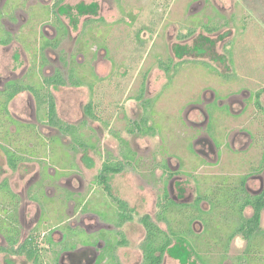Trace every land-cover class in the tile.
<instances>
[{
	"label": "rangeland",
	"instance_id": "obj_1",
	"mask_svg": "<svg viewBox=\"0 0 264 264\" xmlns=\"http://www.w3.org/2000/svg\"><path fill=\"white\" fill-rule=\"evenodd\" d=\"M62 9L63 12L56 10L57 20L55 15L47 19L48 12L43 8L40 13H34L46 17L37 30L29 27L38 25L35 18L29 17L26 24L27 17L22 14L20 25L9 28V32L20 33L15 37L19 42L0 46V82L15 78L31 80L35 73L42 78L57 72L62 74L68 85L52 88L59 118L66 124L79 126L84 141L88 143L89 139L95 145V149H82L75 156V175L80 180L71 184L67 181L70 177H66L64 181L68 185L57 183L54 187L60 190L55 193L57 198L67 195L64 192L68 190L77 203L83 199L80 196L85 200L96 188V175L108 157L119 160L126 151L119 138L137 153L138 162L124 173L112 176L111 193L108 190L106 193L109 198L114 195L127 200L137 221L149 215L167 230V224L158 219L168 202L165 191H169V200L187 206L194 205L199 196L210 195L216 200L222 175H228L231 184L233 181L238 184L243 176H248L251 190L260 189L264 179V0H65ZM57 33L60 39L58 43L53 41L56 46L45 47L46 38H55ZM102 42L105 49H98ZM73 63L78 64L77 77L84 81L81 87L72 86L69 79ZM161 63L170 66L169 73ZM260 91L262 109L257 107L253 96ZM215 97L220 99L223 109L215 114L219 121L211 127L206 109L202 114L191 110V105H203ZM147 100L156 101L153 108L144 106ZM89 104L93 105L98 123L87 116ZM42 109L40 114L47 115L48 106ZM34 110L28 93L11 105L15 117L31 118ZM152 110L155 114L148 126L157 128L149 132L150 136L136 128L131 134L128 129L133 128V123L140 121L144 125ZM24 131L23 125H17L15 135H27ZM56 133L61 136L59 131ZM63 140L64 144L71 143L70 139ZM27 143L34 144V140ZM40 143L43 146L40 154L48 158L50 165H57L61 171L70 169L71 149H66L58 139L40 138ZM26 147L37 151L35 147ZM35 170L34 164H28L14 174L7 169L0 153V178H9L16 191L25 190L26 181ZM81 185L85 190L77 194ZM102 194L99 188L86 212L102 220L111 219L110 207L99 200ZM24 208L27 211L23 225L19 226L23 240L34 228L32 222L38 210ZM200 208L209 211L211 204L203 201ZM62 209L63 215L71 218L79 207L72 202ZM185 210L178 208L171 215L179 223L177 218L183 217L178 214ZM225 213L221 214V220L226 217H229L227 223L235 220ZM252 215L251 208L245 210V216ZM50 224L37 239L44 264H54L53 249H49L48 239L43 237L52 234L53 223ZM261 226L264 232V212ZM191 229L195 235L203 231L199 223ZM133 232L129 231L130 235ZM145 234L138 226V235L130 237L138 252L123 251L120 256L125 264L140 263V244ZM207 242L210 248L205 240L197 244L199 253L209 264L221 261L222 264H264V242L259 244L262 256L254 262L250 260L257 255H247L248 241L242 236L231 242L225 258L220 245H214L213 239ZM1 264L33 263L24 256L4 254ZM163 264L184 263L170 252ZM186 264L202 263L193 258Z\"/></svg>",
	"mask_w": 264,
	"mask_h": 264
},
{
	"label": "flooded vegetation",
	"instance_id": "obj_2",
	"mask_svg": "<svg viewBox=\"0 0 264 264\" xmlns=\"http://www.w3.org/2000/svg\"><path fill=\"white\" fill-rule=\"evenodd\" d=\"M11 1L12 0H0V46L3 47L19 42L15 37L20 33L16 34V32H9V28L14 29L16 26L20 25L22 14L27 17V19H25L26 24L30 19L33 17L35 18L34 20L38 25H36V27H29H31L32 30H37L39 25H42V23H40L42 18L46 17H43L41 14L36 16L34 13H40V8H43L44 11L48 12L47 19L52 18V15H55L57 20L56 10L58 12H63L62 4L65 0H49L52 1V6L49 5L51 3L47 4L45 0H15V3ZM31 9H34V11L32 12ZM57 25L65 27L61 22H57ZM59 37L60 35L57 33L55 38H46L44 46L49 47L53 45V41L58 43L60 39ZM54 46H56V44H54ZM97 47L98 49H105L103 42L99 43ZM73 64L74 66L69 71V79L70 81H79V83H81V85H74L71 82L72 86L81 87L84 84V81L81 77H77L76 75L75 66L78 64ZM161 67L169 73L170 66H163L161 63ZM90 72H92V76L94 77L91 69ZM59 75L62 77V74L57 72L56 75L42 78L40 76L38 77L37 73H35L31 80L24 81L19 78H8L9 80L0 82V153L4 158L7 169L14 174L19 173L23 166L28 164H34L36 169L27 179L25 190L23 191H16L9 178H0V233H3V236H0V239L2 240L0 243V264L1 257L4 254L9 257L24 256L33 264H44V261L42 260L43 251L37 245V239L39 235H42L43 228L51 225L50 222L53 223V227L50 230L52 234H48V236L44 234L43 237L48 239L47 243L49 244V249H53L52 261H54V264H125V262L121 260L120 255L123 251L133 253L137 250L136 248L138 246L136 244H134L135 246H132L130 237L133 239V234L138 235V226H141L146 233L140 244L141 256L139 259V264H145V255L142 246L147 236V230L142 223V219L149 215L140 217L138 221L135 220L137 217L136 213L133 208L129 207L130 205L127 203V200L117 197L115 198L114 195L109 198L106 193L107 190L111 193L110 180L112 176L124 173L127 168H133L134 163L136 164L138 162V159H136L137 153L128 147L129 144L127 141L118 137L122 146L126 148V151L121 154V159L119 160H114L113 157H108L101 171L96 175L94 184L96 188L88 194V197H86L85 200L84 196H80L83 197V199L77 203L68 190L64 192V194L67 195L60 197V199L55 196V193L60 191L59 189L54 188L57 183L68 185L67 182L64 181L66 177H70L67 181H70L71 184L73 180H80V176L78 179L76 178L78 175H75V172L77 171L75 156L78 155L82 149H95V145L90 142L91 140L87 139L88 143L84 141L81 132L82 130L79 126L69 123L66 124L59 118L52 88L68 85V82H66L63 77L62 78L66 84H57L54 78H57ZM143 90V94H145V87ZM25 93H28L33 99V104L35 106L34 114L31 118L15 117L12 115L11 105L14 100ZM261 94L262 92L260 91L253 95L256 99V104H260V106H257L260 109H262L260 100ZM258 99L259 103L257 102ZM155 103V100H147L145 101L144 106L153 108ZM196 104L197 105H191V110H198L202 114H205V110L203 109H206V115L210 119L209 122L211 121V127H213L214 123L219 121L215 118V114L223 109L221 107L222 104L220 99L216 100L215 97V100L205 101L203 105L199 103ZM44 106H48L47 115H45L46 118L44 115L40 114V110ZM51 106H54L56 110L54 119H50ZM201 106H205V108H202ZM212 106L216 107L213 108V114L210 115L212 112ZM86 113L93 123L99 122V120L95 118L96 116L92 104H89L86 107ZM153 114H155V112L152 110L150 115L145 118L144 125L141 124L140 121H136L132 125L133 128L128 129V131H130L131 134H134L135 128L139 132L142 129L145 130V134L149 135V132L154 131V129L157 128H155L154 125L148 126L149 120H152L153 122ZM17 125H23L26 130L24 132L27 133V135H15ZM56 131H59L61 134L60 137ZM33 134H35V136ZM40 138H48L49 140L58 139L66 149H71L70 153L73 157V163H71L72 166L69 167L70 169L67 171H61L58 170L59 168L57 165V167L55 165H50L47 160L48 158H44L43 155L40 154L42 153L40 149L43 148L40 143ZM29 139L34 140V144L27 143ZM63 139H70L71 143L64 144ZM25 143L30 147H35L37 151L33 152L29 150L26 145H24ZM33 153L35 155H32ZM112 166H116L119 170L117 172L107 171V167ZM229 177L231 178L232 176ZM220 178H228V175H222ZM242 179H245L244 188L249 196L258 197L262 195L264 192V179H261V187L256 192L251 190L248 183V176H243L240 180ZM99 188L103 192L102 199L99 200H101V204L110 207L111 219L102 220L98 215L91 214L89 211L86 212V207L95 197ZM53 189H55V191H53ZM75 189L78 190L77 188ZM84 190L85 188L81 185L77 194L84 192ZM166 193L169 194V191L166 190L165 194ZM169 198H166V201L168 200V202H170L171 200H169ZM173 201L179 205H183V203L177 202L174 199ZM72 202H75V205L77 204L79 209L78 212L70 218L63 215L64 210L62 208L68 206ZM24 207H35L38 210L36 218L32 222L34 228L30 230V233L23 240V231L20 230L19 226L20 224L23 225V217L27 211ZM248 208L253 210L251 206L246 209ZM78 215H81L80 218H76ZM245 217L251 218L247 216ZM150 218L154 221L151 216ZM218 219H221V215ZM225 220L226 219L224 218L223 221ZM196 223H199V225L203 227V231L200 235H204L205 225L201 220H195L191 224V227ZM131 230H134L132 235L129 233ZM54 234H58L59 237L55 239ZM238 236H236L231 242H233ZM135 239L137 240L138 236H135ZM248 250L249 246L246 248L248 256L253 257V255H257L251 258L252 262L258 260V258L262 256V254L259 255V252H257L256 249ZM168 253H170V251L165 253L162 264ZM193 258L195 257H192L191 259Z\"/></svg>",
	"mask_w": 264,
	"mask_h": 264
},
{
	"label": "trees",
	"instance_id": "obj_3",
	"mask_svg": "<svg viewBox=\"0 0 264 264\" xmlns=\"http://www.w3.org/2000/svg\"><path fill=\"white\" fill-rule=\"evenodd\" d=\"M54 80L58 85L66 84L60 75L54 78ZM71 82L74 85H81L79 81L74 82L71 80ZM257 102L259 103V99ZM55 115L56 110L54 106H51L50 119H54ZM118 170L116 166L107 167V171L117 172ZM244 184L245 179L240 180L238 184L236 181H233L231 184L228 178H222L216 189V200H213L210 195H204L199 196L197 202L191 206L179 205L172 200L167 202L162 213L158 216V219L162 223L167 224V230L152 221L150 216H145L142 219V223L147 230V236L142 246L145 264H162L164 255L168 251L173 253L174 258L181 259L183 263H187L192 257H195L196 261H200L202 264H209V260L199 253L198 245H201L205 240L208 248H210L211 244L207 240L213 239L215 241L214 245L222 247L223 253H225L223 257L225 258L230 242L238 235H242L248 241L249 250L256 249L257 252H260L259 244L264 242V232L261 228V215L264 210V192L258 197H251L246 193ZM211 195L214 196L215 194L211 193ZM165 197L169 198V194L166 193ZM203 201L210 202L211 209L209 211H204L200 208V204ZM249 206L253 208L254 214L251 218H246L244 211ZM178 208L180 210L186 209V212L178 214L179 211L177 213L183 217V219L177 218L179 223L175 220L176 217L171 215L172 212H177ZM225 212L235 218V220L230 221L233 224L231 227L230 223H227L228 217L225 218L226 222H222L224 219H218ZM195 220H201L205 225L204 235L193 234L191 224ZM191 235L192 238L190 237ZM198 242L199 244H197ZM250 261L252 262V260ZM222 263L223 261L220 262V264Z\"/></svg>",
	"mask_w": 264,
	"mask_h": 264
}]
</instances>
